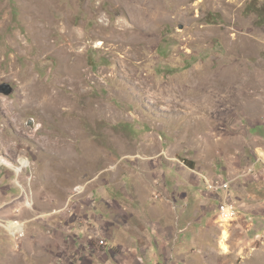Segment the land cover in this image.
Segmentation results:
<instances>
[{"label":"rangeland","instance_id":"rangeland-1","mask_svg":"<svg viewBox=\"0 0 264 264\" xmlns=\"http://www.w3.org/2000/svg\"><path fill=\"white\" fill-rule=\"evenodd\" d=\"M258 13L264 0H0V85L12 88L0 93V191L25 192L3 213L45 214L78 192L148 193L157 209H182L179 241L177 229L164 237L183 264H264ZM218 72L237 75L239 92L205 88ZM45 90L63 99L59 112L34 103ZM204 177L228 192H206ZM224 201L234 219L219 217Z\"/></svg>","mask_w":264,"mask_h":264},{"label":"crops","instance_id":"crops-1","mask_svg":"<svg viewBox=\"0 0 264 264\" xmlns=\"http://www.w3.org/2000/svg\"><path fill=\"white\" fill-rule=\"evenodd\" d=\"M16 191H0V217L22 220L25 235L14 239L0 227V264H149L155 258L162 263L153 264H183L182 252L169 251L164 237L177 229L169 238L179 241L182 209L164 210L165 205L157 209L148 193L122 190L82 196L78 192L59 209L38 214L36 208L21 205L12 211H16L12 218L3 208L11 209L14 199L25 195L22 188ZM87 197L90 204L84 203ZM64 207L67 213L56 220Z\"/></svg>","mask_w":264,"mask_h":264},{"label":"bare ground","instance_id":"bare-ground-1","mask_svg":"<svg viewBox=\"0 0 264 264\" xmlns=\"http://www.w3.org/2000/svg\"><path fill=\"white\" fill-rule=\"evenodd\" d=\"M139 14L140 13L135 11L134 14H132L133 20L135 22H138L140 24L141 28H144L146 31L150 30L149 23L145 22L146 21L145 17H140ZM129 30H130L129 28L116 29L115 31L118 32V35L115 36V40L117 42L121 43V45H123L125 43H130V40H128L127 36L126 37L125 36H121V35H127ZM101 33H102L101 29L100 30H95L92 35L93 36H100ZM74 41L76 43H78L80 41V39L74 38ZM71 45H74L73 41L71 42ZM68 72H69V70H68ZM70 72H71V70H70ZM213 75L214 76L208 80V86H206L207 82H196V79H195V82H196L195 88L198 89V90H203V89L208 87V89L209 88H214V89H217V90H221V89L225 88L224 86H226L227 88H230V89L231 88L232 89H237L238 92H239V90L241 88L240 85L242 84V82H240L241 79L237 75L236 76L235 75H228V73H223V72L214 73ZM33 86H34V82L31 79H29V78L26 79L24 88H26L27 90H30V89H32ZM29 95H31V94L29 93ZM152 98L155 101L156 100L160 101V99H161V98H158L156 96H152ZM163 99H164V97H163ZM164 100H165L164 103H167L166 99H164ZM33 101H34V103L38 104V108H40L45 114L54 113V112H57V111L59 112L60 109H61V106H63V104H62L63 99L60 98L58 95L54 96L52 93H50L47 90H45L44 92H41L40 95L36 96L33 99ZM21 103H22V101H21ZM29 105H31V104H29ZM167 105H168V103H167ZM168 106H170V105H168ZM21 162L24 164L25 160H21ZM1 163L9 165V163L6 162L5 160H0V164ZM17 170H18V172L20 171V169H17ZM223 237L226 238V232L223 233Z\"/></svg>","mask_w":264,"mask_h":264},{"label":"built area","instance_id":"built-area-1","mask_svg":"<svg viewBox=\"0 0 264 264\" xmlns=\"http://www.w3.org/2000/svg\"><path fill=\"white\" fill-rule=\"evenodd\" d=\"M204 185L205 191L209 193H215L219 190L227 193L229 190V186L225 185V180L219 183H215L214 181H211L204 177ZM218 213L219 217H228L234 219L236 210L233 204L224 201L218 206ZM0 226L9 236L14 239L22 238L25 235L24 223L19 219L2 220L0 221Z\"/></svg>","mask_w":264,"mask_h":264},{"label":"water","instance_id":"water-1","mask_svg":"<svg viewBox=\"0 0 264 264\" xmlns=\"http://www.w3.org/2000/svg\"><path fill=\"white\" fill-rule=\"evenodd\" d=\"M12 92V88L8 84H2L0 85V93H3L5 95H9Z\"/></svg>","mask_w":264,"mask_h":264},{"label":"trees","instance_id":"trees-1","mask_svg":"<svg viewBox=\"0 0 264 264\" xmlns=\"http://www.w3.org/2000/svg\"><path fill=\"white\" fill-rule=\"evenodd\" d=\"M261 19H264V15L261 14V13H260V14L258 13V15H257V20H261Z\"/></svg>","mask_w":264,"mask_h":264}]
</instances>
